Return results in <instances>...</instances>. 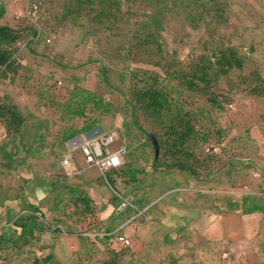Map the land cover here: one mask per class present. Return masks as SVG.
<instances>
[{
  "label": "rangeland",
  "instance_id": "rangeland-1",
  "mask_svg": "<svg viewBox=\"0 0 264 264\" xmlns=\"http://www.w3.org/2000/svg\"><path fill=\"white\" fill-rule=\"evenodd\" d=\"M0 2L20 32L0 100L25 116L17 133L0 119V264H264V0ZM228 46L244 65L217 71ZM149 85L167 114L138 102ZM169 110L190 114L189 155ZM106 132L127 151L103 173L81 144ZM186 157L198 176L154 168Z\"/></svg>",
  "mask_w": 264,
  "mask_h": 264
},
{
  "label": "trees",
  "instance_id": "trees-1",
  "mask_svg": "<svg viewBox=\"0 0 264 264\" xmlns=\"http://www.w3.org/2000/svg\"><path fill=\"white\" fill-rule=\"evenodd\" d=\"M34 7H37V3H33ZM6 12V7L0 2V20ZM20 38V32L8 24L0 23V76L8 77L10 73H17L19 63L15 58V52L17 51L15 44ZM244 65V60L238 55L234 47L228 46L221 48L220 52L216 57V67L217 71L228 73L231 69L242 68ZM206 70L202 69V73L199 76L197 73L195 75L206 81ZM107 81V76H105ZM189 83L193 81L189 80ZM257 93H262L258 88L254 90ZM136 98L138 102L143 105L146 109L152 111L153 114L160 117L163 114H167L168 111L166 107L170 108L169 98L164 91L156 85H149L144 88H140L136 91ZM216 102V100H215ZM168 108V109H169ZM136 108L133 106V121L135 125L141 128L138 124V119L135 117ZM169 128L171 130V137L174 139L173 143L176 148L180 149V152L188 154L189 152L184 148L186 142L191 139L194 133V126L192 125L191 117L188 111H171L169 110ZM0 119L5 121L7 131L9 133H17L21 131V128L25 122V116L21 113L18 106L14 103L3 102L0 100ZM160 141V140H159ZM187 155V156H188ZM191 155V154H190ZM188 157L176 160L169 164L156 163L154 165L155 169H160L162 167H177L180 170L190 171L193 175L198 176V172L195 167L189 163ZM117 169V168H116ZM83 201L89 203V198L83 197Z\"/></svg>",
  "mask_w": 264,
  "mask_h": 264
},
{
  "label": "built area",
  "instance_id": "built-area-1",
  "mask_svg": "<svg viewBox=\"0 0 264 264\" xmlns=\"http://www.w3.org/2000/svg\"><path fill=\"white\" fill-rule=\"evenodd\" d=\"M114 141V135L108 132L85 139L81 144V150L86 164L98 168L103 173L107 170L119 168L122 164V156L127 150L123 146L113 149ZM65 162L69 163L70 158H66ZM135 218L136 216H133L129 222H134ZM106 234L115 235L116 232ZM116 238L122 246L131 245V239L125 234H116Z\"/></svg>",
  "mask_w": 264,
  "mask_h": 264
},
{
  "label": "crops",
  "instance_id": "crops-1",
  "mask_svg": "<svg viewBox=\"0 0 264 264\" xmlns=\"http://www.w3.org/2000/svg\"><path fill=\"white\" fill-rule=\"evenodd\" d=\"M122 165V164H121ZM93 167V166H92ZM96 168V167H94ZM97 169V168H96ZM111 213V209L109 206H106V215L107 214H110ZM130 224H126L124 227H122L120 230H117L116 231V234H125L126 236L130 237L127 233H125V230L127 229L126 227H128ZM116 234L115 235H110V241L113 242L114 246L118 245L119 242L117 241V238H116ZM131 244H132V240H131ZM76 247H79V249H81V244L80 243H77L75 245ZM50 254V253H49ZM49 256V255H48ZM55 257V256H54ZM47 264H55L54 261L52 263H50V261H47ZM63 264H75V260L74 258H71V259H67L64 261Z\"/></svg>",
  "mask_w": 264,
  "mask_h": 264
},
{
  "label": "water",
  "instance_id": "water-1",
  "mask_svg": "<svg viewBox=\"0 0 264 264\" xmlns=\"http://www.w3.org/2000/svg\"><path fill=\"white\" fill-rule=\"evenodd\" d=\"M148 139L151 140L154 149H155V158L157 159L159 156V150H160V146H159V141L157 139V137L153 134V133H148L147 135Z\"/></svg>",
  "mask_w": 264,
  "mask_h": 264
}]
</instances>
